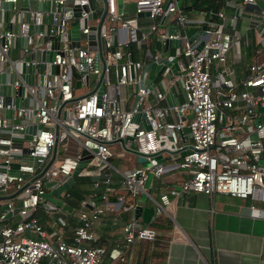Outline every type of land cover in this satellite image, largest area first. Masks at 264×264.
<instances>
[{"label":"built area","instance_id":"obj_1","mask_svg":"<svg viewBox=\"0 0 264 264\" xmlns=\"http://www.w3.org/2000/svg\"><path fill=\"white\" fill-rule=\"evenodd\" d=\"M27 1L0 0V264H102L105 256L124 260L123 245L153 239L155 229L132 213L121 225V243L108 249L95 243L91 225L115 204L137 208L149 172L160 178L170 167L183 169L186 176L167 189L175 196L194 190L264 200V63H251L239 84L216 80L213 68L225 61L237 40L216 19L223 10L201 20L209 37L197 49L186 33L193 20L179 0H121L119 7L117 0H93L80 9L78 17L86 20L74 46L69 33L73 16L66 9L72 0ZM34 1H44L45 9ZM78 3L89 5V0ZM161 23L166 27L158 33ZM112 34L115 44L108 42ZM153 34L161 35L156 40L163 45L166 38L171 44L179 39L170 64L158 48L147 53L146 39ZM48 50L52 57L43 59L42 51ZM140 50L159 65L157 79L145 84L149 77ZM48 65L56 70L48 71ZM175 82L182 98L172 103L169 89ZM124 86L134 87L131 101ZM28 124L35 125L33 132L25 131ZM115 141L148 164L137 163L113 178L109 158ZM60 143L65 152L58 157ZM83 148L92 155L76 174L93 177L91 191L79 207L68 206L64 197L70 184L63 186L50 194L57 204L45 193L68 177L73 181ZM112 195L116 201L110 200ZM44 202L55 210L50 232L35 215ZM249 207L255 216H264L254 204ZM161 208L157 204L155 211ZM68 215L76 218L69 236Z\"/></svg>","mask_w":264,"mask_h":264},{"label":"crops","instance_id":"obj_2","mask_svg":"<svg viewBox=\"0 0 264 264\" xmlns=\"http://www.w3.org/2000/svg\"><path fill=\"white\" fill-rule=\"evenodd\" d=\"M224 2L219 9L223 10L224 15L216 19L222 23L225 32L236 36L237 40L228 48L225 61L213 68V73L216 80L224 77L239 84L251 63H264V0ZM38 3L34 1L33 5L38 7ZM184 13L193 20L186 27L188 39L196 44L207 39L209 33L203 29L205 25L201 22L209 17L205 11L188 10ZM172 20L169 21L170 25ZM148 44L151 50L158 48L163 54L174 55L176 46L173 42L165 47L154 38ZM137 54L144 64L150 63L141 50ZM155 67L156 64L152 63L147 68L149 78L157 79L155 72L158 68ZM159 87L162 88L161 85ZM133 90L132 86L123 88L124 94H130L128 101L133 98ZM169 90L172 103L182 98L178 82L173 83ZM134 155L131 154L129 168L138 163ZM115 170L118 169L115 167ZM185 176L184 171L175 167L167 169L160 178L149 172L144 184L145 192L137 196V208L125 209L123 205L118 207L115 204L92 223L95 243L108 249L121 243V225L132 213L142 224L151 226L156 232L153 239H135L129 245H123L124 260L105 256L102 264H264V216H255L249 207L254 204L264 210V200H256L251 196L239 198L225 193L209 196L194 190L181 192L178 196L167 192L168 187L177 185ZM110 200L116 201L115 196H110ZM157 204L162 207L159 213L155 211ZM45 207L47 216L40 223L50 232L55 210ZM50 214H54L53 217L50 218ZM67 220L65 234L69 236L76 219Z\"/></svg>","mask_w":264,"mask_h":264},{"label":"water","instance_id":"obj_3","mask_svg":"<svg viewBox=\"0 0 264 264\" xmlns=\"http://www.w3.org/2000/svg\"><path fill=\"white\" fill-rule=\"evenodd\" d=\"M28 5H31V0H28L27 1ZM23 4H25V1L23 2ZM9 6V3H3V6ZM93 5V0H89V5L87 4H84V5H79L78 3V0H72V4L69 5V6H66V9L68 10L69 13L72 14L73 18L72 20L70 21V27H69V33H70V38H71V45H74V46H78L79 45V36H80V32H79V27L84 25L85 24V18L84 17H78L80 15V9L83 8V9H87L88 6H92ZM117 5L118 7L121 5V0H117ZM38 8L39 9H42L44 10L45 9V2L44 1H41L38 3ZM96 11H99L98 9H96ZM237 12H238V9L235 10V15H237ZM148 13V12H146ZM95 15V11H93L92 13H89V17H93ZM27 18V16H26ZM13 19V18H12ZM31 27V26H30ZM11 28L13 29V26H11ZM36 28L37 29H41V25H36ZM176 29V25H175V21H172L171 23V31L174 32ZM90 30H93V26H90ZM89 38H92L93 35L92 34H89L88 35ZM22 41L23 39L21 37H18V44L21 45L22 44ZM108 42L111 43V44H115L116 43V39H115V35L112 34L111 37L108 39ZM179 39H175L173 41V44L175 46L179 45ZM171 44V39L169 38H166L164 40V45L165 47H167L168 45ZM203 44V41H200L196 47L197 49L201 48ZM89 48H95V44H94V40L90 39L89 40V45H88ZM35 56H37V52L34 54ZM53 55V51L52 50H48V51H42L41 53V56L43 59H50ZM175 60V56L174 55H169L165 60H164V63L166 64H170L171 61ZM151 66V63H146L144 64L143 66V70H147V68H150ZM159 67V65H156L155 69H157ZM43 68V64L40 63L39 64V70H42ZM47 70L48 71H55L56 70V66L54 65H48L47 66ZM3 77V75L1 76V78ZM87 78V74L85 73L83 75V80H86ZM25 80L26 82L29 81V76L26 75L25 76ZM150 82V78H145L144 81L142 83H148ZM141 82L138 83V85H142ZM18 91L21 93L22 92V87L20 86ZM172 97V96H171ZM137 98V96H136ZM136 117L138 116V113L135 115ZM34 128H35V125L34 124H28L26 127H25V131L26 132H33L34 131ZM126 138H131V136H126ZM14 145H19V143L17 142H14ZM91 153H89L85 148H83L81 150V157L78 161V164H77V167L75 168V170L72 172L73 175H75L78 170L82 167H84L87 163V161L89 160V158L91 157ZM158 159L161 160V158L158 156ZM136 160L137 162L140 164V165H147L148 164V160L144 157V156H141V155H137L136 156ZM72 183V177H68L65 181V183L55 189H53L51 192H47L45 193V196L48 197L50 200L56 202L57 204H59V200L56 199L55 197L51 196L50 194L53 193V194H57V192H59V190H61V188L64 186V187H68L69 184ZM48 184V183H47ZM44 206H47L49 207V204H47L46 202H44Z\"/></svg>","mask_w":264,"mask_h":264},{"label":"trees","instance_id":"obj_4","mask_svg":"<svg viewBox=\"0 0 264 264\" xmlns=\"http://www.w3.org/2000/svg\"><path fill=\"white\" fill-rule=\"evenodd\" d=\"M224 3V0H180V5L184 12H187L188 10L205 11L206 16H209L211 12L216 13L220 8L223 7ZM116 178H120V176ZM92 179L93 177L91 176L78 174L74 175L73 181L67 189L69 194L68 196L64 197L68 206L79 207L81 205L85 196L91 191L90 186L92 184ZM35 215L38 217L39 221H42L47 216L45 212V206L41 205L35 211ZM67 217L72 219L75 218V216L70 215Z\"/></svg>","mask_w":264,"mask_h":264},{"label":"rangeland","instance_id":"obj_5","mask_svg":"<svg viewBox=\"0 0 264 264\" xmlns=\"http://www.w3.org/2000/svg\"><path fill=\"white\" fill-rule=\"evenodd\" d=\"M165 27H166V23L159 24L157 26V32L158 33L164 32ZM160 37H161V35L156 36L155 34H153V37L152 36L148 37V39H146V41L153 42L154 38L158 39ZM147 53L149 55H151L152 50L150 48H148ZM11 55H12V53H11ZM173 68H174V65H172V70H173ZM82 90H83L82 88L78 89L77 92H81ZM130 100H131V98H130ZM190 116H191V114H188V117H190ZM110 148L112 150V156L109 158V161L114 167H116L118 169V170L113 169L111 175L113 176V178H116V177H119L121 175L122 171H125V169L129 168V165L131 163V154L134 155V153L133 152H131V153L125 152L126 150L122 149L120 143L117 141L111 143ZM64 152H65L64 147H63L62 143H60L58 145V157H60V155ZM134 159L136 160V155H134ZM180 171H184V170L180 169ZM2 207L3 206L0 205V209ZM148 208L149 207H147L146 209L148 210ZM147 212H149V210ZM48 213H52V211H48ZM50 215H52V216H50ZM50 215L49 216L51 218V217H53L54 214H50ZM147 217H149V216H147Z\"/></svg>","mask_w":264,"mask_h":264}]
</instances>
